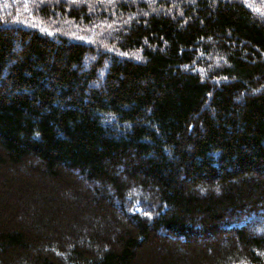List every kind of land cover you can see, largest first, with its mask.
Returning <instances> with one entry per match:
<instances>
[{
  "label": "trees",
  "instance_id": "16d2710c",
  "mask_svg": "<svg viewBox=\"0 0 264 264\" xmlns=\"http://www.w3.org/2000/svg\"><path fill=\"white\" fill-rule=\"evenodd\" d=\"M0 264H264V0H0Z\"/></svg>",
  "mask_w": 264,
  "mask_h": 264
}]
</instances>
